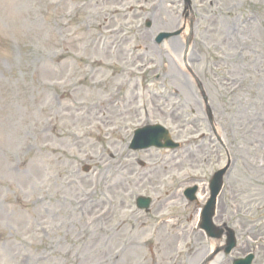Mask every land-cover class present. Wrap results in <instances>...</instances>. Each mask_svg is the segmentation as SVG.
<instances>
[{"label": "rangeland", "instance_id": "obj_1", "mask_svg": "<svg viewBox=\"0 0 264 264\" xmlns=\"http://www.w3.org/2000/svg\"><path fill=\"white\" fill-rule=\"evenodd\" d=\"M162 1L0 0V264H200L217 249L200 230L186 240L198 205L181 190L198 182L205 202L224 167L215 222L238 246L219 264L257 246L264 256V0H192L190 68L213 121L180 38L154 46L158 31L145 30L182 21ZM109 95L126 100L111 107ZM146 123L180 148L131 150Z\"/></svg>", "mask_w": 264, "mask_h": 264}, {"label": "water", "instance_id": "obj_2", "mask_svg": "<svg viewBox=\"0 0 264 264\" xmlns=\"http://www.w3.org/2000/svg\"><path fill=\"white\" fill-rule=\"evenodd\" d=\"M152 129H155V128H147V130H152ZM156 129H159V128H156ZM160 137H161V134H157V135L151 136L148 139L145 138L144 142L143 141L140 142V143L136 142L135 144H140V145H136V148L148 146V145H151V144L162 145L160 143V139H161ZM158 139H159V143L157 141ZM162 139H165V141H166L165 144L169 143V141L167 140L168 136H165ZM142 144H144V145H142ZM223 174H224V171H220L218 173L217 179L213 181V184H212L213 198L211 199L209 204L204 208V211H203V222H202L203 228H205L208 231V233L210 234L211 237H217V238L221 237L223 233L218 228V226L214 225L213 216H214V212H215V208H216V197L219 194V192L221 190V187H222V175ZM139 204L142 207L143 206L148 207L149 206V201L139 200ZM229 231H230V233H229L230 238H229V241H228V246L226 248V252H229V250L235 244V239H234V235H233L234 232L232 230H230V229H229ZM245 264H249V263H245Z\"/></svg>", "mask_w": 264, "mask_h": 264}, {"label": "bare ground", "instance_id": "obj_3", "mask_svg": "<svg viewBox=\"0 0 264 264\" xmlns=\"http://www.w3.org/2000/svg\"><path fill=\"white\" fill-rule=\"evenodd\" d=\"M149 48H151L152 49V47L150 46ZM126 71V70H125ZM174 71H176V70H174L173 68H170V71H169V73H170V76L169 77H172L173 78V80L176 78V73H174ZM175 81H177V82H180L178 79H176ZM183 89V88H182ZM107 103L108 104H110L111 105V107L112 106H115V105H117V102H116V97H110V98H108V100H107ZM94 109H99L98 107H93ZM103 112H105V111H107V110H102ZM100 112V111H99ZM159 168V167H158ZM91 201V200H90ZM96 208V207H95ZM107 212H103V209H101L99 212H97L96 214H95V216L98 218V219H104V218H106V216H107ZM170 221H162V223L163 224H168ZM108 229V228H107ZM218 241L217 240H213V241H211V247H210V249L211 250H213V249H215V247L218 245ZM222 259V256H221V254H218V255H216L215 256V258H214V260L211 262L212 264H217V263H219V261ZM210 263V264H211Z\"/></svg>", "mask_w": 264, "mask_h": 264}]
</instances>
